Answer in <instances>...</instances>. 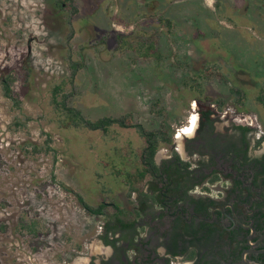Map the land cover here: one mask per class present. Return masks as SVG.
Instances as JSON below:
<instances>
[{
	"label": "rangeland",
	"instance_id": "1",
	"mask_svg": "<svg viewBox=\"0 0 264 264\" xmlns=\"http://www.w3.org/2000/svg\"><path fill=\"white\" fill-rule=\"evenodd\" d=\"M57 2L0 0V264H99L112 254L99 237L104 217L78 197L90 206L113 200L127 214L135 206L117 170L137 163V128L63 125L68 113L58 102L85 119L131 118L127 125L166 132L172 143L157 150V163L176 148L197 158L187 137L181 150L174 142L191 113L199 123L211 110L218 132L243 122L253 127L251 142L264 136V0ZM147 37L159 58L143 53ZM226 184L192 193L219 200ZM183 263L193 264L170 261Z\"/></svg>",
	"mask_w": 264,
	"mask_h": 264
},
{
	"label": "trees",
	"instance_id": "2",
	"mask_svg": "<svg viewBox=\"0 0 264 264\" xmlns=\"http://www.w3.org/2000/svg\"><path fill=\"white\" fill-rule=\"evenodd\" d=\"M67 1L58 0V8L63 9ZM170 22L167 19V24ZM153 38L142 39L143 53L145 56L155 54L159 58L158 42ZM78 64L75 62L73 66L77 68ZM11 83V79L2 81L6 97L13 96ZM57 109L68 113L61 120L63 125L70 121L89 130L107 132L111 125L118 123L122 127H136L143 139V145L133 150L137 157L134 169L117 170L125 176L122 179L125 185L137 194L130 215L113 200L90 206L78 197V202L90 215L104 217L99 237L111 247L112 254L99 264H170L176 258L193 264H241L240 255L247 231L241 227L229 231L222 226L218 215L211 217V207L218 202L189 193L206 181L216 182L221 175L232 180L229 197L239 192L247 200L252 194H258L259 201L253 207L256 210L252 219L255 229L264 233V154L249 153L251 129L248 127L233 125L231 131L222 134L215 131L212 111H202L197 136L185 143L187 154L197 158L183 160L176 150L171 149L170 157L157 163L154 159L157 150L172 143L166 132L145 129L140 124L127 125L131 118L128 122L113 117L85 119L80 111L67 106L64 101L58 102ZM262 140L264 136L256 145ZM34 150H37L36 146ZM244 183H252L258 190L252 191L251 184L244 186ZM159 248L164 249V254L159 253ZM258 259L264 264V254ZM90 264L95 262L92 260Z\"/></svg>",
	"mask_w": 264,
	"mask_h": 264
},
{
	"label": "flooded vegetation",
	"instance_id": "3",
	"mask_svg": "<svg viewBox=\"0 0 264 264\" xmlns=\"http://www.w3.org/2000/svg\"><path fill=\"white\" fill-rule=\"evenodd\" d=\"M201 121L202 120H201V113H200V121H199V123H197V128H196V131L194 133L195 135L193 134L194 136L192 135L190 137L187 136V140L195 138L197 136ZM233 125L246 126L249 129H251L250 146H249V153L250 154H252V155L264 154V145L262 146L263 148L261 147L263 150L258 151L259 149H261L259 147L260 143L263 142L264 140L260 141V143L258 145H256L258 139H257V141L255 140V141L251 142V139H252L251 135H252V132L254 130H253V127L250 126V124H248V123H243V122L242 123H236L235 122V123H232L229 127H227V129H225L224 131L222 130L219 132L224 134L227 131H231V129H232L231 127ZM174 142H176V135H174ZM174 150H176L178 152L177 148ZM183 151L185 152L184 147H183ZM169 157H170V155H169ZM180 157L182 158L181 155H180ZM221 178H223L227 183L226 187L223 190L221 198L219 200H217V199L215 200V199L211 198L210 196H205V197H209V198H211V199H213L219 203V204L211 207V210H210L211 217H216L218 215L222 226L227 228L229 231L238 230V228H240V227L243 228L244 232H245V230L247 231V233L245 234V242H244V244H242L243 249H242L241 255H240L241 256V259H240L241 264H244L242 261V252L246 249H250V250L252 249L253 250V251H250L249 253L246 254V258L252 262L251 264H253V262L262 264L258 258H259V255L264 254V233H259L255 229V227L253 225V219H252L254 212L256 210V208H253V207H254L255 203H257L259 201V196L257 193H254L251 196H249L248 199L246 200V198L241 193L238 192L236 194H232L229 197L228 196V190L232 186V180L229 177H226L224 175H221L220 179ZM208 182L209 181H206L203 184L208 183ZM246 184L247 185L251 184V190L252 191L258 190L257 187L252 186V183H244L243 185L245 186ZM197 187H199V186H197ZM193 190H191L189 192L190 195H192V196H194L192 193ZM194 197H196V196H194ZM197 197H200V196H197ZM190 218H191V215L189 216V219ZM189 219H187V220L189 221ZM251 227L253 228V231H251ZM249 237H250V239H248ZM239 239H241V237Z\"/></svg>",
	"mask_w": 264,
	"mask_h": 264
},
{
	"label": "bare ground",
	"instance_id": "4",
	"mask_svg": "<svg viewBox=\"0 0 264 264\" xmlns=\"http://www.w3.org/2000/svg\"><path fill=\"white\" fill-rule=\"evenodd\" d=\"M197 123H198L197 114L191 113L187 118V123L185 125H183L180 129H178V131L176 133V142H177V146L180 150L182 148L181 137L182 136H184V137L192 136L196 131ZM95 249L98 252L102 251V247H97ZM183 264H188V263H183Z\"/></svg>",
	"mask_w": 264,
	"mask_h": 264
},
{
	"label": "water",
	"instance_id": "5",
	"mask_svg": "<svg viewBox=\"0 0 264 264\" xmlns=\"http://www.w3.org/2000/svg\"><path fill=\"white\" fill-rule=\"evenodd\" d=\"M251 231H253V228H252V227H251ZM248 239H250V237H249ZM250 251H253V250H252V249H251V250H250V249H246V250H244V251L242 252V261H243L244 264H251V263H252L251 261H249V260L246 258V254L249 253ZM253 264H259V263H254V262H253Z\"/></svg>",
	"mask_w": 264,
	"mask_h": 264
}]
</instances>
